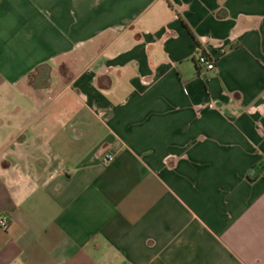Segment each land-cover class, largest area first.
I'll list each match as a JSON object with an SVG mask.
<instances>
[{
	"label": "crops",
	"instance_id": "crops-1",
	"mask_svg": "<svg viewBox=\"0 0 264 264\" xmlns=\"http://www.w3.org/2000/svg\"><path fill=\"white\" fill-rule=\"evenodd\" d=\"M0 215V264H264V0H0Z\"/></svg>",
	"mask_w": 264,
	"mask_h": 264
},
{
	"label": "built area",
	"instance_id": "built-area-1",
	"mask_svg": "<svg viewBox=\"0 0 264 264\" xmlns=\"http://www.w3.org/2000/svg\"><path fill=\"white\" fill-rule=\"evenodd\" d=\"M195 63L203 74L212 72L216 68V59L205 52H201L196 56ZM114 158L113 153H106L104 155V162H110ZM8 226V218L0 215V227L6 229Z\"/></svg>",
	"mask_w": 264,
	"mask_h": 264
}]
</instances>
